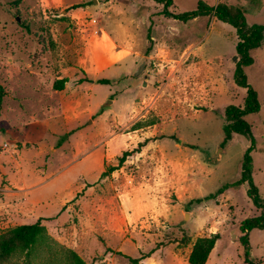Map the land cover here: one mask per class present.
Segmentation results:
<instances>
[{"label": "rangeland", "instance_id": "374dc122", "mask_svg": "<svg viewBox=\"0 0 264 264\" xmlns=\"http://www.w3.org/2000/svg\"><path fill=\"white\" fill-rule=\"evenodd\" d=\"M198 4L242 6L247 24H264V0L168 10ZM236 41L209 13L180 22L152 0H0V233L39 220L47 235L5 264H60L65 249L84 264H187L213 234L205 264H243L237 226L259 213L244 185L195 202L239 178L249 146L239 135L220 145L224 108L245 96L232 81ZM125 44L137 56L119 60ZM249 55L259 110L243 119L263 198L264 39ZM248 244L264 264V228Z\"/></svg>", "mask_w": 264, "mask_h": 264}, {"label": "trees", "instance_id": "16d2710c", "mask_svg": "<svg viewBox=\"0 0 264 264\" xmlns=\"http://www.w3.org/2000/svg\"><path fill=\"white\" fill-rule=\"evenodd\" d=\"M161 5V14L166 18L185 22L193 20L198 16L209 13L216 20L231 26L236 35V43L234 45L235 58L232 71L233 83L245 90L242 107L228 105L223 110L224 124L222 125L223 139L220 145H224L230 140L231 135H239L244 137L248 142L241 157L239 178L230 184H224L214 193L208 194L202 199H196L195 202L201 200L215 199L226 189L238 188L241 185L245 187V196L249 199L251 205L258 210V215L245 218L238 224L239 237L238 242L242 247L243 264H253L249 259L248 234L253 229L264 228V197L260 198L257 189L251 178V156L250 153L254 147V139L248 124L243 117L258 112L259 103L257 101L256 92L247 83L244 74V68L252 64V58L249 52L261 46L264 39V24H247L245 14L249 13V9L237 6H226L217 4L214 8L205 9L202 4H198L196 10L180 14H173L168 9L172 5V0H152ZM257 10V9H256ZM63 80H58L54 84V90L62 89ZM126 152L116 158L117 166H120L125 159ZM116 167H111L112 172ZM107 173H101L105 176ZM47 239L45 229L36 220L32 224L17 225L0 233V264H5L17 253L23 254L27 258L34 247L41 244ZM219 239L218 234L209 237H201L195 239L187 256V264H205L207 258L212 251L216 241ZM132 264H136L137 259H129ZM60 264H84V262L71 250H63V259Z\"/></svg>", "mask_w": 264, "mask_h": 264}, {"label": "crops", "instance_id": "0c3cea01", "mask_svg": "<svg viewBox=\"0 0 264 264\" xmlns=\"http://www.w3.org/2000/svg\"><path fill=\"white\" fill-rule=\"evenodd\" d=\"M109 40H110V38L109 37H107ZM111 41V40H110ZM114 44V43H113ZM118 53H120V58H119V60H123V59H125V58H127L128 56H131L132 58L134 57V56H137V53L136 52H134V51H132L131 49H130V47H129V45L128 44H125V46H122V47H120V50L119 51H117ZM108 68H110V66L109 67H107V68H105L102 72H104L105 70H107ZM102 72H99V73H102ZM240 187V186H239ZM238 187V188H239ZM237 188V189H238ZM221 195V194H220Z\"/></svg>", "mask_w": 264, "mask_h": 264}, {"label": "water", "instance_id": "95a60500", "mask_svg": "<svg viewBox=\"0 0 264 264\" xmlns=\"http://www.w3.org/2000/svg\"><path fill=\"white\" fill-rule=\"evenodd\" d=\"M236 61V58L234 59V62ZM142 67V64L140 65V68ZM107 103H109V102H107ZM106 103V104H107ZM217 151H219V149H217ZM185 216H187L186 214H185ZM231 236H233V234L231 235Z\"/></svg>", "mask_w": 264, "mask_h": 264}]
</instances>
